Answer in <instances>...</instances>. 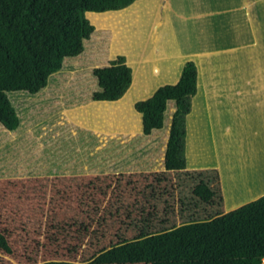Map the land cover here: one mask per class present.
I'll list each match as a JSON object with an SVG mask.
<instances>
[{"label":"rangeland","instance_id":"obj_1","mask_svg":"<svg viewBox=\"0 0 264 264\" xmlns=\"http://www.w3.org/2000/svg\"><path fill=\"white\" fill-rule=\"evenodd\" d=\"M184 2L142 0L98 17L84 53L66 58L44 89L9 94L21 124L13 132L0 129V230L13 247L12 256L0 251V264H264V199L228 209L258 194L255 184L244 186L227 172L219 182V170L209 167L160 170L173 102L164 130L152 138L120 133L103 140L88 129L135 132L140 123L143 130L136 102L151 97L155 83L173 81L164 74L183 54L200 73L187 116L188 165H225L227 151L241 150L242 112L230 122L234 136L226 131L231 104L244 95L231 91L242 81L239 70L261 67L264 27L253 20L243 32L227 28L231 16L217 10L236 0ZM217 13L227 25L217 26ZM231 34L244 44H230ZM121 55L134 69L130 96L78 109L71 121L67 111L98 101L95 70Z\"/></svg>","mask_w":264,"mask_h":264},{"label":"trees","instance_id":"obj_2","mask_svg":"<svg viewBox=\"0 0 264 264\" xmlns=\"http://www.w3.org/2000/svg\"><path fill=\"white\" fill-rule=\"evenodd\" d=\"M138 1L142 0H0V129L13 132L21 124L10 93L40 92L48 85L50 76L63 69L66 58L84 53L85 40L92 37L97 23H100L97 22L98 17L119 12ZM87 13L95 16L96 23L91 21ZM196 58L200 59L197 55ZM188 60L181 55L177 61H172V68L176 69L177 75L173 78L179 77L184 66L177 83L162 85L151 97L135 104L143 116V131L147 135L165 127L170 103L176 105L165 156L166 168L160 169L162 172H176L188 166L187 116L192 112L193 97L198 93L200 82L198 64ZM95 75L102 87L94 96V100L98 101L67 111L71 121L76 122L73 112L78 109L113 104L121 100L134 81V69L123 55L110 66L96 69ZM135 75L138 84V76L142 74L136 70ZM145 90L148 94L151 92L146 88L143 94H146ZM131 93L128 92L126 96ZM77 123L86 126L82 122ZM138 124L141 128L136 126L135 132L106 133L87 128L107 140L108 135L137 134L142 130V124ZM0 251L3 256H12L13 253L8 237L1 230Z\"/></svg>","mask_w":264,"mask_h":264},{"label":"crops","instance_id":"obj_3","mask_svg":"<svg viewBox=\"0 0 264 264\" xmlns=\"http://www.w3.org/2000/svg\"><path fill=\"white\" fill-rule=\"evenodd\" d=\"M182 1H185L184 2L185 6H187L186 3L188 5H190V3L191 4L193 3V0H190V1L182 0ZM195 1H199V0H194V2ZM236 1L237 3L235 2V3H232L231 5L227 4L228 6H231V8L225 7V9H221L219 11L217 10V12L219 13L227 12V14L231 16L230 22L227 20V22H229V25L225 23L226 22L225 19L222 16H220L219 13H217L216 15L215 14L213 15L217 23V26L221 27V26H225L226 24L227 28L229 29H233L234 27H236V28L242 29V32H243V28L248 27V29H250V25L252 27L251 23H253V20H254V21L260 22L261 26H259V30H262V27H264V0H236ZM231 37L234 40H232L230 44L235 45V44H240L241 42H242L241 44H244L243 41L245 40L243 39V41H241V35L237 36L236 38L235 36H233V34H231ZM252 39H253L252 44H259L260 42L259 40H258L259 42L254 41V35L252 36ZM174 42L176 43L175 40ZM174 53H172V56ZM198 54L201 57L200 55L201 53H195V55H198ZM252 58H254V56ZM256 59L261 62L260 64L261 67H259L258 70H253V68L249 66L250 64H248L242 71L239 70L238 72L240 76L238 78L242 79V81L241 83H239L238 80H234V82H238V84L234 83L235 86L232 87V91H231L234 94L233 89L238 88L242 91L244 95L242 102H239V103L235 102L231 104L232 106L230 108L232 109V112L228 113L230 114V116L227 117L228 128L226 131L227 137L234 136L233 130L230 127V122H232L233 119L236 118L237 111L242 112V114H240L241 116L239 114L237 116L238 121L241 122V125H240L241 135L239 136L240 137L242 136V140L239 142L240 146H238L241 150L239 151L235 150L233 152L227 151V154L232 155V157L231 159L228 158L227 161L225 159V165H222L220 163L213 165V167L204 166V165H194L190 167V165H188L189 167L187 166L186 169L178 170V172L185 171V170L203 172V171H207L206 169L208 168L206 167H209L211 169H218L220 172L219 182H221V178L224 182V179H225L224 172H227V176L229 179L235 182H241L242 184H244V186L249 183H251L249 185L255 184L254 185L255 187H252V188L260 189L259 193L256 194L254 197L248 198L246 199V201L240 202L238 205H234L233 207H229L228 209H232V208L236 209V207L243 206L246 203L255 204L261 199H264L263 197L264 196V57L260 55L256 57ZM172 61L170 63H172ZM200 66L202 67V63L200 64ZM183 69H184V66L182 67V70L178 78H173L174 77L173 68L169 69L168 72L164 74V76L167 78L169 77V80L173 79V81H166L167 83L164 82L163 84L164 85L169 84L170 82L177 83L182 76ZM203 72L204 70H202V74ZM134 83H135V79H134ZM155 84L156 85H155L153 94L156 92V90L160 86H162L160 83H155ZM148 86H149L148 83H144L142 86V89L144 90ZM172 108L170 110L171 112L172 111L173 112L171 116L169 135L168 137L166 136V140H165L166 149L164 152V165L162 164L163 159H160V161L158 162L159 167H162L163 165L166 168L165 156H166V150H167L168 141L170 137L172 118H173L174 112L176 111L175 103L173 104ZM163 130L164 129L158 130L156 133H160ZM156 133H154L153 135H147L144 133L143 130H141L137 134H143V135H146L147 137L152 138ZM125 135L133 136L132 134H125ZM222 186H223L222 190H224V185ZM222 192L224 193V191ZM227 200L228 199H226V202Z\"/></svg>","mask_w":264,"mask_h":264},{"label":"bare ground","instance_id":"obj_4","mask_svg":"<svg viewBox=\"0 0 264 264\" xmlns=\"http://www.w3.org/2000/svg\"><path fill=\"white\" fill-rule=\"evenodd\" d=\"M181 56V55H180ZM199 56V55H198ZM203 75V74H202ZM255 176V175H254ZM236 190V189H235Z\"/></svg>","mask_w":264,"mask_h":264},{"label":"water","instance_id":"obj_5","mask_svg":"<svg viewBox=\"0 0 264 264\" xmlns=\"http://www.w3.org/2000/svg\"><path fill=\"white\" fill-rule=\"evenodd\" d=\"M92 35V34H91ZM98 69V68H97ZM48 82V81H47Z\"/></svg>","mask_w":264,"mask_h":264}]
</instances>
